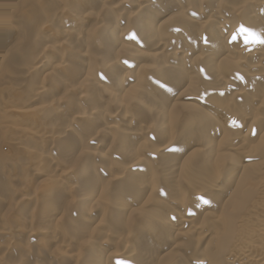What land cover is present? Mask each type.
<instances>
[{
	"label": "bare ground",
	"instance_id": "1",
	"mask_svg": "<svg viewBox=\"0 0 264 264\" xmlns=\"http://www.w3.org/2000/svg\"><path fill=\"white\" fill-rule=\"evenodd\" d=\"M0 264H264V0H0Z\"/></svg>",
	"mask_w": 264,
	"mask_h": 264
}]
</instances>
